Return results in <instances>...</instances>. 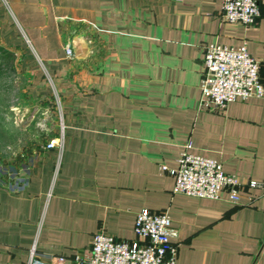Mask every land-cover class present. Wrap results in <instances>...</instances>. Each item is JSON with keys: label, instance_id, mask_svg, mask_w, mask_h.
I'll return each mask as SVG.
<instances>
[{"label": "crops", "instance_id": "obj_1", "mask_svg": "<svg viewBox=\"0 0 264 264\" xmlns=\"http://www.w3.org/2000/svg\"><path fill=\"white\" fill-rule=\"evenodd\" d=\"M257 2L244 26L222 19L221 0H0V47L24 54L27 97L56 93L65 125L61 148L43 147L54 130L23 152V170L0 171V264H84L100 229L136 239L142 208L169 215L175 264H264V188L232 204L174 193L162 169L189 144L264 184V96L210 110L200 91L211 43L245 45L264 85Z\"/></svg>", "mask_w": 264, "mask_h": 264}, {"label": "built area", "instance_id": "obj_2", "mask_svg": "<svg viewBox=\"0 0 264 264\" xmlns=\"http://www.w3.org/2000/svg\"><path fill=\"white\" fill-rule=\"evenodd\" d=\"M6 5V2H5ZM260 15L257 0H221V17L227 23L253 25ZM24 36V35H23ZM28 48L33 50L24 37ZM90 43V41H88ZM67 58L73 56L72 44L64 46ZM259 63L245 45L233 48L211 43L204 47L203 72L200 80L201 106L214 110L224 108L237 99L261 98L264 85L259 77ZM55 107L59 112V130L55 139L43 147H62L65 125L62 103L55 93ZM189 144L179 153L176 166L162 165L173 178V192L195 197L222 199L232 204L242 203V190L264 188L257 180L243 185L235 174L225 172L218 160L188 151ZM251 199V196H247ZM136 239H116L102 229L94 233L88 252L76 256L84 264H175L178 243L171 240L175 232L169 215L142 208L135 219ZM34 246L30 250L35 256Z\"/></svg>", "mask_w": 264, "mask_h": 264}, {"label": "rangeland", "instance_id": "obj_3", "mask_svg": "<svg viewBox=\"0 0 264 264\" xmlns=\"http://www.w3.org/2000/svg\"><path fill=\"white\" fill-rule=\"evenodd\" d=\"M3 51L0 57V171L14 176L16 170H23V152L35 146V141L59 130V112L55 95H51V100L27 97L25 87L29 78L21 63L24 54L22 57L21 52L8 48ZM26 51L37 58L30 48Z\"/></svg>", "mask_w": 264, "mask_h": 264}, {"label": "trees", "instance_id": "obj_4", "mask_svg": "<svg viewBox=\"0 0 264 264\" xmlns=\"http://www.w3.org/2000/svg\"><path fill=\"white\" fill-rule=\"evenodd\" d=\"M4 53L3 48L0 47V57H2V54Z\"/></svg>", "mask_w": 264, "mask_h": 264}]
</instances>
